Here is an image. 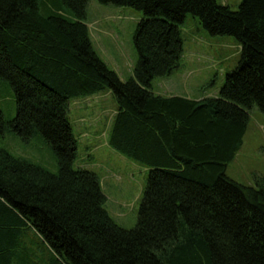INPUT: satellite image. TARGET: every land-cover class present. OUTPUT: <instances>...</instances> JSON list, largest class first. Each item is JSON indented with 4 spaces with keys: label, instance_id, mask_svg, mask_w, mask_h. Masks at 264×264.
I'll return each instance as SVG.
<instances>
[{
    "label": "trees",
    "instance_id": "trees-1",
    "mask_svg": "<svg viewBox=\"0 0 264 264\" xmlns=\"http://www.w3.org/2000/svg\"><path fill=\"white\" fill-rule=\"evenodd\" d=\"M143 12L133 75L121 79L94 49L88 0H0V136L40 134L57 170L0 147V264H264V176L226 174L250 110L264 112V0L232 10L217 0H97ZM187 14L240 46L217 96H163L152 81L178 66ZM107 89L108 145L148 167L133 227L105 208L100 177L77 165L70 100Z\"/></svg>",
    "mask_w": 264,
    "mask_h": 264
},
{
    "label": "rangeland",
    "instance_id": "rangeland-1",
    "mask_svg": "<svg viewBox=\"0 0 264 264\" xmlns=\"http://www.w3.org/2000/svg\"><path fill=\"white\" fill-rule=\"evenodd\" d=\"M241 1L217 0L232 10L237 9ZM87 10V22L90 23L89 30L93 36L94 30L99 27L108 28L111 33V41L105 38L103 44L94 42L95 50L121 79H128L133 75V67L137 62L133 34L143 12L97 0H88ZM181 31L183 51L179 66L167 76L155 77L152 81L153 90L161 94L198 99L217 96L226 73L237 64L239 44L233 36L209 34L198 18L191 14L186 15ZM99 95L98 98L70 100V120L78 139L76 163L80 165L87 162L88 167L106 178L101 184L107 197L105 208L118 224L130 228L137 221L148 167L108 145L106 136L115 101L107 89ZM0 108L6 119L15 114L13 91L6 80H0ZM249 113L242 145L226 168V174L231 179L244 185H253L256 176H264V112L253 107ZM81 126L87 132L86 136L82 135L85 132ZM0 147L39 163L50 171L57 170L55 155L40 134L24 140L14 131L8 130L0 136Z\"/></svg>",
    "mask_w": 264,
    "mask_h": 264
},
{
    "label": "crops",
    "instance_id": "crops-1",
    "mask_svg": "<svg viewBox=\"0 0 264 264\" xmlns=\"http://www.w3.org/2000/svg\"><path fill=\"white\" fill-rule=\"evenodd\" d=\"M88 15V14H87ZM95 20V19H94ZM87 21V20H86ZM94 22V21H93ZM87 25H88V27L90 26V23H88L87 22ZM106 29V30H105ZM90 31V30H89ZM111 33L108 31V28H102V27H99V28H97V29H95L94 30V36L90 33V37H91V41H92V44H93V47H94V42H96L97 41V43L98 44H103V41H104V39L106 38L107 39V41H111V39H110V37H109V35H110ZM105 35V36H104ZM95 49V48H94ZM172 73V72H171ZM170 73V74H171ZM157 86V88H158V85H156ZM152 90H153V85H152ZM103 91V90H102ZM102 91H100V92H97V93H93V94H90V95H86V96H82L81 98H75L74 99V101L76 100V99H83V98H85V99H87V98H98V97H100V95L99 94H101L102 93ZM107 91H109V90H107ZM153 92H155L154 90H153ZM109 93L111 94V92L109 91ZM156 94H160V95H163V96H179V95H166V94H161V93H158V92H155ZM111 96H112V94H111ZM113 97V96H112ZM184 97V96H183ZM186 98H190V97H186ZM113 99H114V97H113ZM191 99H198V98H191ZM201 99V98H200ZM114 101H115V99H114ZM116 104V103H115ZM100 107V106H99ZM114 108H116V105H115V107ZM90 110V109H89ZM101 111H103V110H101ZM114 111H115V109H114ZM114 111H113V113H114ZM71 114H70V110H69V116H70ZM82 120V119H81ZM71 121V120H70ZM110 125H111V123H110ZM72 127H73V125H72ZM74 128V127H73ZM81 129L82 130H84V128L81 126ZM109 130H110V127H109V129H108V133H109ZM84 134H82L83 136H86V134H87V132L84 130ZM108 133H107V136H106V138L108 137ZM88 137V136H87ZM86 139V138H85ZM78 140V139H77ZM108 143V142H107ZM88 144H89V142H88ZM88 158V157H87ZM90 158V157H89ZM88 158V159H89ZM83 159V158H82ZM80 161H82L81 159H80ZM84 161H86V160H84ZM77 162V161H76ZM78 165V164H77ZM79 166H84V167H88V163L87 162H85V163H81ZM88 168H90V167H88ZM92 169V168H91ZM98 174V173H97ZM99 175V174H98ZM99 177H100V182H101V184L103 183V182H105L106 181V178L105 177H102V176H100L99 175ZM106 199H107V197H106Z\"/></svg>",
    "mask_w": 264,
    "mask_h": 264
}]
</instances>
